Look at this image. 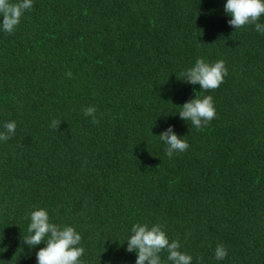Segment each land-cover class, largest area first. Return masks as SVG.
I'll list each match as a JSON object with an SVG mask.
<instances>
[{"label":"trees","instance_id":"16d2710c","mask_svg":"<svg viewBox=\"0 0 264 264\" xmlns=\"http://www.w3.org/2000/svg\"><path fill=\"white\" fill-rule=\"evenodd\" d=\"M226 3L34 0L0 29V130L16 123L0 141V264H37L46 243L23 238L40 208L81 234L83 264H135L137 223L161 224L193 264H264V34L230 26ZM198 58L226 62L219 88L182 80ZM207 95L217 115L198 130L179 106ZM169 126L190 145L172 158Z\"/></svg>","mask_w":264,"mask_h":264},{"label":"clouds","instance_id":"9594fccd","mask_svg":"<svg viewBox=\"0 0 264 264\" xmlns=\"http://www.w3.org/2000/svg\"><path fill=\"white\" fill-rule=\"evenodd\" d=\"M34 6V0H0V29L7 34H12L20 24L22 17ZM225 13L231 17L228 24L236 30L247 25H254L255 30L264 34V23L260 19L264 16V0H227L224 5ZM71 76V73H68ZM228 75L226 62L219 60L214 64L208 63L204 58H198L193 67L181 73L184 80L192 85H199L202 91L215 90L224 82ZM179 116L182 120L190 122L192 127L203 130L213 119L216 118V108L211 95L191 99L182 106ZM85 116L92 117V123L98 124L95 106L83 109ZM61 121L53 119L51 128L59 129ZM15 121L6 122L3 130H0V141H7L15 135ZM167 145L166 154L169 158L175 153H183L190 145L175 131L174 126H169L159 135ZM30 224L28 235L23 242L29 247H36L42 242L46 247L36 253L37 264H83L81 257L85 249L80 245L82 236L77 230L68 225H58L50 222L46 209L40 208L29 213ZM131 236L127 240V251H135L138 258L135 264H162L160 253L167 251V259L173 264H193V257L180 251V241L170 242L161 224L151 227L147 224H134L131 228ZM228 255L225 245L219 244L215 250V258L223 260Z\"/></svg>","mask_w":264,"mask_h":264}]
</instances>
